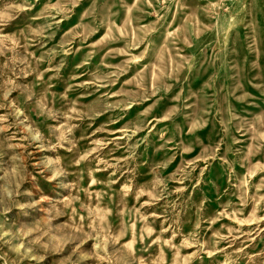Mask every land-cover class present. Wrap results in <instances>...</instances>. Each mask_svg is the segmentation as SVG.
I'll return each instance as SVG.
<instances>
[{
  "label": "rangeland",
  "instance_id": "374dc122",
  "mask_svg": "<svg viewBox=\"0 0 264 264\" xmlns=\"http://www.w3.org/2000/svg\"><path fill=\"white\" fill-rule=\"evenodd\" d=\"M0 264H264V0H0Z\"/></svg>",
  "mask_w": 264,
  "mask_h": 264
}]
</instances>
